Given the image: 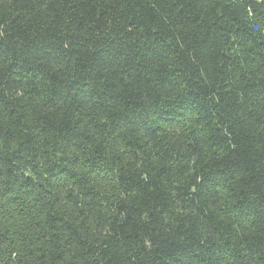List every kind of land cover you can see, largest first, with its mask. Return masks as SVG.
Returning <instances> with one entry per match:
<instances>
[{
    "label": "trees",
    "instance_id": "1",
    "mask_svg": "<svg viewBox=\"0 0 264 264\" xmlns=\"http://www.w3.org/2000/svg\"><path fill=\"white\" fill-rule=\"evenodd\" d=\"M0 264H264V0H0Z\"/></svg>",
    "mask_w": 264,
    "mask_h": 264
},
{
    "label": "rangeland",
    "instance_id": "2",
    "mask_svg": "<svg viewBox=\"0 0 264 264\" xmlns=\"http://www.w3.org/2000/svg\"><path fill=\"white\" fill-rule=\"evenodd\" d=\"M3 221H9V223L12 226H16L17 225L16 219L7 220V218H3Z\"/></svg>",
    "mask_w": 264,
    "mask_h": 264
}]
</instances>
